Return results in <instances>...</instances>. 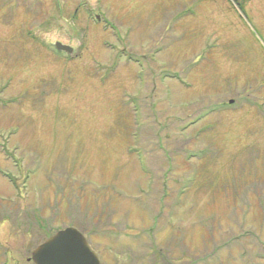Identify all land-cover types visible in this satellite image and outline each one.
I'll use <instances>...</instances> for the list:
<instances>
[{
    "label": "rangeland",
    "instance_id": "1",
    "mask_svg": "<svg viewBox=\"0 0 264 264\" xmlns=\"http://www.w3.org/2000/svg\"><path fill=\"white\" fill-rule=\"evenodd\" d=\"M0 217L264 264V0H0Z\"/></svg>",
    "mask_w": 264,
    "mask_h": 264
},
{
    "label": "water",
    "instance_id": "2",
    "mask_svg": "<svg viewBox=\"0 0 264 264\" xmlns=\"http://www.w3.org/2000/svg\"><path fill=\"white\" fill-rule=\"evenodd\" d=\"M55 49L71 53L72 50L56 43ZM34 264H100L86 239L74 228L58 231L33 252Z\"/></svg>",
    "mask_w": 264,
    "mask_h": 264
},
{
    "label": "flooded vegetation",
    "instance_id": "3",
    "mask_svg": "<svg viewBox=\"0 0 264 264\" xmlns=\"http://www.w3.org/2000/svg\"><path fill=\"white\" fill-rule=\"evenodd\" d=\"M1 219V217H0ZM2 228H0V231ZM98 232H93L94 235H96ZM27 236H31V234L28 232V230H19V229H7V232L2 235L0 233V264H34L31 260L32 252L29 254L28 250H25L26 253L24 254L22 251L24 249L20 250L19 247H23L22 244H20V239L23 240ZM107 236V235H106ZM5 239V240H4ZM88 241V240H87ZM108 250L111 252L112 245H107ZM38 247V246H37ZM114 247V244H113ZM122 248L123 252L119 255L128 256L129 258L121 259V260H102L101 256L99 255L96 248L92 247L94 251L96 252L100 264H180L181 261H177L175 259H168L166 256H163V254H167V251L164 250L161 246L155 245L154 243L149 244H143L140 251H142L141 255H138V258H134L133 254L128 251L127 246H123ZM139 251V252H140ZM169 251V250H168ZM152 257H161V259H146L148 256ZM149 256V258H150ZM133 258V259H132Z\"/></svg>",
    "mask_w": 264,
    "mask_h": 264
}]
</instances>
